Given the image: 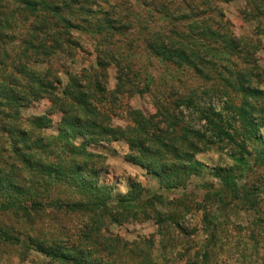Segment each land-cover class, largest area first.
<instances>
[{"label": "trees", "instance_id": "obj_1", "mask_svg": "<svg viewBox=\"0 0 264 264\" xmlns=\"http://www.w3.org/2000/svg\"><path fill=\"white\" fill-rule=\"evenodd\" d=\"M231 1L0 0V248L34 250L59 264H173L176 250L180 257L193 248L197 227L187 217L200 213L208 237L186 264H210L229 213L255 209L264 193V176L250 187L239 184L255 167L264 169V69L253 58L262 42L221 24L219 4ZM247 3L245 18L264 35V0ZM87 38L96 45L95 65L69 68ZM152 60L167 73L163 91ZM113 65L117 83L109 89ZM189 75L218 84L214 93L205 87L183 94ZM123 94L150 96L155 112L123 109ZM45 99L46 113L23 116ZM121 111L124 126L113 123ZM53 115L60 122L49 132ZM114 142L127 144L126 161L161 190L185 192L145 196L132 179L119 194L100 182L107 154L93 147L108 150ZM216 146L228 149L231 164L211 166L199 157ZM206 176L202 198L186 191L192 178ZM234 199L241 203L232 205ZM151 219L157 233L146 238L111 232L113 224Z\"/></svg>", "mask_w": 264, "mask_h": 264}, {"label": "rangeland", "instance_id": "obj_2", "mask_svg": "<svg viewBox=\"0 0 264 264\" xmlns=\"http://www.w3.org/2000/svg\"><path fill=\"white\" fill-rule=\"evenodd\" d=\"M135 2V0H133ZM247 0H233L229 3L222 2L219 4L220 8H223L225 16L221 18V24L229 28L233 34L238 38H251L253 41L260 40L261 46L258 51L254 52L253 58H257L258 64L264 69V35H260L256 30V23L249 19H246L243 12L247 7ZM264 22V19H263ZM159 23V24H158ZM158 25L164 26L165 23L158 21ZM85 50L79 51L74 57V60H67L69 68L74 70H80L84 67H90L95 65L97 57L95 50V43L87 38L85 42ZM144 58V56L142 57ZM154 60V59H153ZM152 60V61H153ZM154 66L151 68L156 77V84L160 85V90L165 89V85H161L164 80V74H167L164 67L158 62L153 61ZM110 77L108 80V88L114 89L116 87V67L113 65L109 68ZM166 78H169L168 76ZM213 81L205 82L194 75H189L184 78L181 92L183 94L199 93L205 87L210 88V93H214ZM212 86V87H211ZM261 88L264 89V77L262 79ZM123 104V109L127 106L141 109L146 114H152L155 112V107L151 102L150 96H134L128 97L125 94L120 96ZM214 100V99H213ZM50 102L48 100H41L35 103L33 106L23 109L22 114L24 117L31 115H40L48 111ZM53 126L49 132H54L58 128L60 122L59 115H53ZM129 122L127 114L121 111L120 115L113 117V123L115 125H127ZM264 130V129H263ZM92 148V147H91ZM101 150L107 154L106 167L101 172L99 180L102 183L111 185L114 187L116 193L125 194L129 190V182L135 179L141 182L147 189L145 196L152 195L153 193L163 194L166 198H174L181 196L184 189L178 188L171 191H164L159 188V181L152 178L146 173V170L141 166L126 161L125 155L129 152V148L125 142H114L107 145L108 150ZM227 148L216 146L211 151H208L202 155H199L208 164L216 165L219 162L232 163V160L227 156ZM264 169L255 167L253 171L246 173V176L239 180V184H246L250 187L252 184H257V180L260 176H264ZM264 178V177H263ZM209 180V176L205 179L192 178L190 185L186 191H194L202 198L205 190L198 187L200 184ZM218 184V181L215 180ZM263 188V187H262ZM258 205L251 211H232L229 213V223L227 225V231L222 233V243L211 248L212 259L210 264H264V193H259ZM240 200H233L232 205H236ZM230 205V206H232ZM161 208L162 206L159 205ZM219 207V204H214L215 209ZM222 214H226L223 212ZM254 218H259V225L257 227L249 225L246 220L253 221ZM188 225L192 228L197 227L196 231L192 233L191 238L195 239V243H192L193 248L184 256H177V250L172 254L173 264H186L187 261L192 259V255L195 250L203 244V241L208 237V234L203 230L201 222V214L188 215ZM223 220V218H221ZM250 221V222H251ZM239 222H243L239 224ZM190 227L189 230L192 228ZM226 228V227H225ZM111 232L115 235H120L127 240H135L140 238H146L152 234L157 233V225L154 220H148L144 222L133 221L122 225L113 224L111 226ZM255 235L259 239L258 243H248V236ZM239 238V240L237 239ZM159 236H157L156 248L159 247ZM197 242V243H196ZM179 249L183 250L179 245ZM160 254V252H155ZM0 264H59L57 262H51L49 258L43 256L37 251H31L28 254L22 255L18 248H0Z\"/></svg>", "mask_w": 264, "mask_h": 264}]
</instances>
